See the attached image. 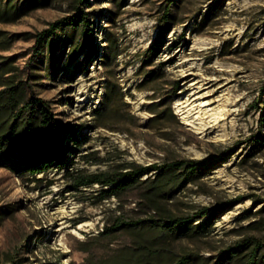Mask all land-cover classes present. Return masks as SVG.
<instances>
[{
  "label": "rangeland",
  "instance_id": "374dc122",
  "mask_svg": "<svg viewBox=\"0 0 264 264\" xmlns=\"http://www.w3.org/2000/svg\"><path fill=\"white\" fill-rule=\"evenodd\" d=\"M77 9L87 26L58 28L36 54L34 35ZM0 29L29 33L0 53L76 130L74 170L226 154L167 197L0 167V264H213L244 238L264 240V0H0ZM229 200L197 232L158 226Z\"/></svg>",
  "mask_w": 264,
  "mask_h": 264
},
{
  "label": "trees",
  "instance_id": "16d2710c",
  "mask_svg": "<svg viewBox=\"0 0 264 264\" xmlns=\"http://www.w3.org/2000/svg\"><path fill=\"white\" fill-rule=\"evenodd\" d=\"M77 10L74 15L49 23V27L34 35L36 54L43 51L47 38L58 28L75 25L79 20L87 26L89 21L85 12L82 9ZM25 34L29 35V33H21L13 36L0 29V50L7 49L16 36ZM86 47L87 45L83 44L81 50ZM151 49L157 48L151 46L149 50ZM31 79L30 75H25L18 66L15 55L0 53V167L10 169L17 175L45 174L51 168L57 167L64 169L70 175L73 189L100 184L107 188V196H109L142 184L146 190L145 196L167 197L188 183L196 182L226 158V154L222 156L210 154L202 159L184 157L149 164L130 162L119 169L91 173L74 170L71 168L70 156L76 151L69 141L74 139L76 130L71 124L56 119L47 100L34 92ZM233 201H224L214 207H202L190 216L168 213L164 223L158 226L164 232L176 234L186 235L189 232H197L202 224L194 225L195 221L203 219L204 216H206L204 220L212 221L218 214L230 208ZM137 223L138 221L118 222L112 228L122 224ZM240 256H246L244 264H264V240L257 237L244 238L241 243L222 249L220 257L213 264H226ZM193 262L194 255L185 254L173 264H193Z\"/></svg>",
  "mask_w": 264,
  "mask_h": 264
}]
</instances>
